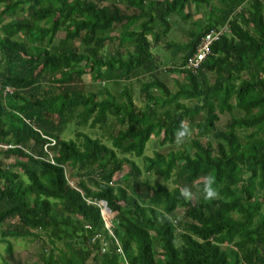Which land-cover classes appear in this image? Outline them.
I'll use <instances>...</instances> for the list:
<instances>
[{
    "label": "trees",
    "instance_id": "obj_1",
    "mask_svg": "<svg viewBox=\"0 0 264 264\" xmlns=\"http://www.w3.org/2000/svg\"><path fill=\"white\" fill-rule=\"evenodd\" d=\"M201 12L186 43L168 39L174 16ZM227 23L200 67L183 68ZM0 25L5 264H21L10 237L44 236L32 264H264V0H0ZM170 73L183 76L175 90Z\"/></svg>",
    "mask_w": 264,
    "mask_h": 264
},
{
    "label": "rangeland",
    "instance_id": "obj_2",
    "mask_svg": "<svg viewBox=\"0 0 264 264\" xmlns=\"http://www.w3.org/2000/svg\"><path fill=\"white\" fill-rule=\"evenodd\" d=\"M122 9H124V12L126 10H128L129 13H133L134 11L132 9H127L126 4H123ZM196 22H203L204 20V14L201 12L200 14H196L193 18H191L189 21H183L182 18L174 16L171 20V31L169 33L168 39L177 43H186L189 39V30L193 27L192 22L193 21ZM1 27V25H0ZM188 32V33H187ZM155 52H157L159 58L161 57L163 60H166V58L168 56H170V52L167 51L165 48L163 47H159ZM174 61L178 64L181 63V55L175 57ZM175 65H172L171 67H173ZM166 75V74H165ZM166 81L168 83V85L171 87V89L175 90L177 87V83L176 82H182L183 81V76L181 74H169L166 75ZM84 86L86 87V91H96L97 87H98V83L93 82L90 77L84 76ZM133 86L135 87L134 90H136V95L134 97H136L137 102H139L138 104H140V100L139 98V94L137 92V90H139V87L137 86V84H133ZM229 119L228 115H223L221 117L220 122H218L217 127L219 129H223L224 128V124L227 123ZM81 132L88 134L94 138H99L102 141H106L108 139V135L104 132L103 129L97 128V129H90V128H83L80 130ZM64 137L66 139H75V132L72 126L68 127L67 132L65 133ZM159 138H155L153 137L152 139V143H150V145L148 146L147 150H146V155L148 156H152L153 155V150H157L159 149V145L158 143ZM187 148L189 149V145H187ZM155 178V177H154ZM76 182V181H75ZM75 185V183H73ZM170 187L173 186L172 183L169 184ZM102 212H103V218L105 221V224H107L106 227H108L110 230L113 229V220L115 218L116 213L112 212V211H108L105 210V208L102 206ZM12 224L11 221L5 223L1 228H0V264H5V259L7 258V255L5 253V248L6 245L4 243L1 242V232L3 230H6L10 225ZM113 231V230H112ZM9 240L13 243L14 245V250H15V259L18 262H21V264H32L36 261H38V257L39 255L42 253L43 251V244L44 241H47V238L44 236L42 239H36V240H31V239H16L13 237H10Z\"/></svg>",
    "mask_w": 264,
    "mask_h": 264
},
{
    "label": "built area",
    "instance_id": "obj_3",
    "mask_svg": "<svg viewBox=\"0 0 264 264\" xmlns=\"http://www.w3.org/2000/svg\"><path fill=\"white\" fill-rule=\"evenodd\" d=\"M232 30L230 28V24L227 23L219 28H215L210 30L205 36L201 38V41L199 45L197 46L196 52L194 55L189 57L183 68L188 70H195L200 67V65L206 60L208 56L211 54V49L214 43L219 41L223 36L231 35ZM7 90L10 91L8 88ZM53 163V161H52ZM72 186H74L73 182L70 183ZM100 208L102 209L103 202L99 204ZM104 207V206H103ZM105 208V207H104ZM103 214V212H102ZM104 215V214H103ZM107 226V224H106ZM108 230H110L108 227H106ZM111 232V231H110ZM105 251V247H102V252ZM125 264H128L126 261Z\"/></svg>",
    "mask_w": 264,
    "mask_h": 264
},
{
    "label": "clouds",
    "instance_id": "obj_4",
    "mask_svg": "<svg viewBox=\"0 0 264 264\" xmlns=\"http://www.w3.org/2000/svg\"><path fill=\"white\" fill-rule=\"evenodd\" d=\"M190 129L186 125H182L181 128L176 133V139L178 143H183L184 140L187 138ZM184 195H190V189L185 187L183 189ZM205 195L209 198L215 197L217 195V191L211 187V181L205 185Z\"/></svg>",
    "mask_w": 264,
    "mask_h": 264
},
{
    "label": "water",
    "instance_id": "obj_5",
    "mask_svg": "<svg viewBox=\"0 0 264 264\" xmlns=\"http://www.w3.org/2000/svg\"><path fill=\"white\" fill-rule=\"evenodd\" d=\"M103 206L105 207V210L107 211H111L108 207H107V204L105 202H103Z\"/></svg>",
    "mask_w": 264,
    "mask_h": 264
}]
</instances>
